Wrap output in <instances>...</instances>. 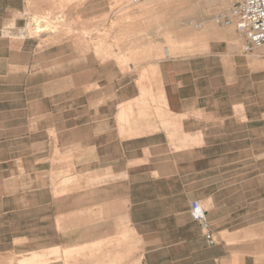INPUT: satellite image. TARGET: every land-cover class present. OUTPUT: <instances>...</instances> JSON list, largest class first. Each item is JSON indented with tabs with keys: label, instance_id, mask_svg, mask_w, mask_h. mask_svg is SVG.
<instances>
[{
	"label": "rangeland",
	"instance_id": "obj_1",
	"mask_svg": "<svg viewBox=\"0 0 264 264\" xmlns=\"http://www.w3.org/2000/svg\"><path fill=\"white\" fill-rule=\"evenodd\" d=\"M233 2L0 0V87L9 89L11 105L0 106V209L32 197L26 194L34 187L35 175L54 185L55 194L66 192L67 185L81 188L80 171L88 169L87 158L82 151L67 149L73 137L65 129L90 121L84 124L89 127L79 128L80 135L101 143V106H115L125 96L137 95L116 106H136L137 110L120 111L121 121L137 122L140 131L144 129L140 125L150 119L153 125L149 129L164 132L173 150L182 148L177 145L178 121L158 95L156 63L206 52L210 31L230 26L235 32L234 23L225 24ZM33 16L53 27L35 34ZM23 102L25 106H21ZM56 129L63 132L58 143ZM93 152L89 167L96 169L98 158ZM212 169L218 185L226 187L204 193H214L216 202L230 204L214 208L219 224L244 227L228 241L244 244L257 261L264 262V175L257 174L264 172V159H217L212 160ZM86 177L85 185L91 188L101 182L96 170ZM258 199H263L260 205ZM202 206L210 209V203ZM8 221L12 233L33 227L31 222H20L18 216ZM226 234L223 232L224 239ZM97 246H86L83 253L49 255L40 264L51 260L81 264L83 259L86 264H101L102 254L93 253L98 252ZM19 249L23 248L0 252V264H19L22 257L49 250ZM128 250L129 256L135 248Z\"/></svg>",
	"mask_w": 264,
	"mask_h": 264
},
{
	"label": "crops",
	"instance_id": "obj_2",
	"mask_svg": "<svg viewBox=\"0 0 264 264\" xmlns=\"http://www.w3.org/2000/svg\"><path fill=\"white\" fill-rule=\"evenodd\" d=\"M209 36L206 52L156 63L158 95L178 121L177 145L182 148L173 150L164 132L149 129L150 119L140 125L144 128L140 131L137 122L119 119L120 111L137 108L116 105L137 95L125 96L115 106H101V143L81 137L90 121L65 129L73 137L67 149L82 151L87 158L88 169L80 171L81 188L67 185L66 192L55 194L54 185L35 175L34 187L26 194L32 197L15 206H1L3 252L16 247L23 248L19 251L54 246L85 249L98 244V252L93 253L102 254L101 264H264L244 244L228 241L244 227L219 224L214 208L230 205L227 200L216 202L214 193H204L226 187L214 178L212 160L264 159V45L244 53L242 38L230 26L210 31ZM0 91V106H11L9 89L0 87ZM118 92L119 88L114 96ZM61 131L55 130L57 143ZM92 150L98 158L96 169L89 167ZM95 170L101 182L91 188L85 185L86 174ZM193 201L210 203L206 215L217 240L213 245L190 215ZM257 202L260 205L263 199ZM15 216L20 222H31L32 229L10 232L8 219ZM133 247L128 256V248Z\"/></svg>",
	"mask_w": 264,
	"mask_h": 264
},
{
	"label": "built area",
	"instance_id": "obj_3",
	"mask_svg": "<svg viewBox=\"0 0 264 264\" xmlns=\"http://www.w3.org/2000/svg\"><path fill=\"white\" fill-rule=\"evenodd\" d=\"M136 2L138 0H130ZM234 23L237 34L242 38L244 53L255 51L264 45V0H234L230 16L225 24ZM207 211L198 201H193L190 215L203 228L205 240L213 245L217 242L208 220Z\"/></svg>",
	"mask_w": 264,
	"mask_h": 264
},
{
	"label": "bare ground",
	"instance_id": "obj_4",
	"mask_svg": "<svg viewBox=\"0 0 264 264\" xmlns=\"http://www.w3.org/2000/svg\"><path fill=\"white\" fill-rule=\"evenodd\" d=\"M42 20L43 19H41L40 17L33 16L31 29L33 30L35 34H39L41 32L46 31V29H50L53 27V25L49 21L45 20L43 21V23H41ZM78 252L83 253L84 249L81 247H68V248L61 249L58 246H54L52 248H49V250L46 252H34L30 256L22 257L18 262L19 264H40V263H44L48 259L49 255L58 257L62 253L65 256H67V255H72Z\"/></svg>",
	"mask_w": 264,
	"mask_h": 264
}]
</instances>
